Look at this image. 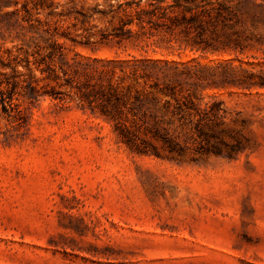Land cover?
Returning a JSON list of instances; mask_svg holds the SVG:
<instances>
[{
    "label": "rangeland",
    "instance_id": "rangeland-1",
    "mask_svg": "<svg viewBox=\"0 0 264 264\" xmlns=\"http://www.w3.org/2000/svg\"><path fill=\"white\" fill-rule=\"evenodd\" d=\"M140 8L145 0H0V82L13 70L25 79L29 60L40 91L60 92L32 102L17 92L6 113L0 104V264H264V30L242 52L193 51L148 24L116 36ZM42 60L58 83L60 60L186 64L229 83L193 98L218 108L203 134L130 148L96 108L47 85L53 73L33 64Z\"/></svg>",
    "mask_w": 264,
    "mask_h": 264
},
{
    "label": "trees",
    "instance_id": "trees-1",
    "mask_svg": "<svg viewBox=\"0 0 264 264\" xmlns=\"http://www.w3.org/2000/svg\"><path fill=\"white\" fill-rule=\"evenodd\" d=\"M145 4L146 9L136 11V20L132 17L121 20L119 28L123 29L114 32L116 36L124 32L126 25L135 24L142 30L148 24L165 32H178L182 35V45L193 51L242 52L252 38L260 41L259 30H264V0H145ZM126 30L133 34L130 28ZM52 37L50 34L48 39ZM56 44L53 39L51 47ZM43 62L33 64L36 63L41 74L53 73L43 78L49 81L47 85L56 82L92 111L96 108L112 122L119 139L130 148L136 140L145 138L171 147L183 133L203 134L201 122L216 121L218 108H214L215 103L200 107L193 98H198L197 93L208 85L229 83L225 76L217 78L212 73H202L193 65L161 64L155 60H75L73 63L60 60L58 69L64 83H58L60 77L51 63L44 62V69ZM24 69L25 79L21 80L23 74L13 70L12 79L0 82L5 87L0 88L1 111L5 113L13 107V95L17 92L30 102L43 95L60 98L54 86L50 92L40 91L29 60H25ZM16 112L14 117L20 123L24 116L20 109Z\"/></svg>",
    "mask_w": 264,
    "mask_h": 264
}]
</instances>
